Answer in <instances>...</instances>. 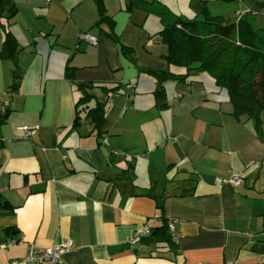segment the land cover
Listing matches in <instances>:
<instances>
[{"label":"crops","instance_id":"obj_1","mask_svg":"<svg viewBox=\"0 0 264 264\" xmlns=\"http://www.w3.org/2000/svg\"><path fill=\"white\" fill-rule=\"evenodd\" d=\"M8 1L17 14L0 13V264L67 240L60 264H264V113L259 131L235 116L206 72L166 81L159 99L154 73L188 72L169 64L160 18L128 10L131 0H104L102 24L95 0ZM157 1L186 20L203 7L226 21L250 11L264 28V0ZM8 32L15 59L2 54ZM83 32L98 45L80 42ZM78 83L95 87L90 108L106 103L101 136L77 109ZM22 127L37 131L26 138ZM237 173L240 185L217 183ZM161 200L180 233L175 251L140 237Z\"/></svg>","mask_w":264,"mask_h":264},{"label":"trees","instance_id":"obj_2","mask_svg":"<svg viewBox=\"0 0 264 264\" xmlns=\"http://www.w3.org/2000/svg\"><path fill=\"white\" fill-rule=\"evenodd\" d=\"M95 1L101 16L99 24L110 23L104 0ZM127 9H140L160 18L163 26L161 35L169 49V64L185 68L188 72L184 77L154 73L160 82L156 92L159 99L166 98V81L172 79L185 82L193 72H206L215 79L219 88L228 90L235 116H249L257 130H260L264 113V28L258 26L254 13L247 11L237 21H226L210 16L203 7L201 19L186 20L157 0H131ZM0 13H6L9 20L17 14V9L11 1L0 0ZM18 53V45L8 32L2 54L15 59ZM67 76L74 80L73 69H68ZM18 86L16 82L12 89L15 91ZM78 88L83 95L77 103V109L83 107L86 119L101 136L106 103L98 100L95 107L90 108L89 103L97 98L93 93L95 87L90 83H78ZM80 112L77 113L74 128L80 124ZM8 205V202L0 199L1 207ZM158 209L160 215L157 225L150 226V235L142 240L175 251L177 244L169 232L170 220L165 217L162 200Z\"/></svg>","mask_w":264,"mask_h":264},{"label":"built area","instance_id":"obj_3","mask_svg":"<svg viewBox=\"0 0 264 264\" xmlns=\"http://www.w3.org/2000/svg\"><path fill=\"white\" fill-rule=\"evenodd\" d=\"M49 2L50 0H45ZM78 40L80 42H87L91 45H98L99 39L97 36L89 33V32H83L80 33L78 36ZM6 105H8V102H5V108ZM22 132H24V135L26 138L32 137L36 131L37 128L35 127H22L20 128ZM107 143V140L104 141ZM115 155L121 156L122 153L118 151H114ZM260 164V161H254L249 164V166H254ZM243 181V173H237L234 174L232 178L227 180H219L217 183L219 185L223 184H230L232 186L240 185ZM150 226H146L145 229L141 232V238L147 237L150 235ZM169 232L171 236L173 237L174 241H178L180 239V233L175 227L174 220L169 221ZM73 249V242L71 240H67L66 242L57 245L53 248L46 249V250H36L31 249L29 253L21 260H12L10 264H44L46 262H51L53 264H60L63 260L64 255Z\"/></svg>","mask_w":264,"mask_h":264}]
</instances>
